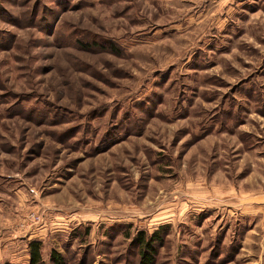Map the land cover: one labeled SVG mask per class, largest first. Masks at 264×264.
I'll list each match as a JSON object with an SVG mask.
<instances>
[{"label": "rangeland", "instance_id": "rangeland-1", "mask_svg": "<svg viewBox=\"0 0 264 264\" xmlns=\"http://www.w3.org/2000/svg\"><path fill=\"white\" fill-rule=\"evenodd\" d=\"M264 264V0H0V264Z\"/></svg>", "mask_w": 264, "mask_h": 264}, {"label": "trees", "instance_id": "trees-1", "mask_svg": "<svg viewBox=\"0 0 264 264\" xmlns=\"http://www.w3.org/2000/svg\"><path fill=\"white\" fill-rule=\"evenodd\" d=\"M137 242L140 247L139 264H153L155 260V253L157 252V244L162 242L159 232L154 235L147 236L145 233H140L137 237ZM30 260L29 264H44L42 257V244L40 242H32L30 244ZM52 261L54 264H67L62 255L58 252L52 253Z\"/></svg>", "mask_w": 264, "mask_h": 264}]
</instances>
